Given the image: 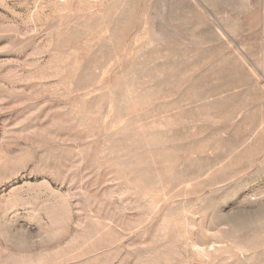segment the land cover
<instances>
[{"label":"rangeland","instance_id":"obj_1","mask_svg":"<svg viewBox=\"0 0 264 264\" xmlns=\"http://www.w3.org/2000/svg\"><path fill=\"white\" fill-rule=\"evenodd\" d=\"M0 264H264V0H0Z\"/></svg>","mask_w":264,"mask_h":264}]
</instances>
